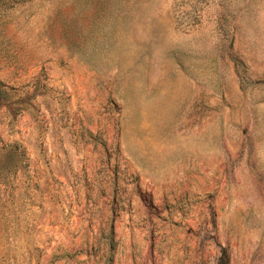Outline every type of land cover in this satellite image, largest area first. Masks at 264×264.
Instances as JSON below:
<instances>
[{
	"label": "rangeland",
	"instance_id": "374dc122",
	"mask_svg": "<svg viewBox=\"0 0 264 264\" xmlns=\"http://www.w3.org/2000/svg\"><path fill=\"white\" fill-rule=\"evenodd\" d=\"M264 264V0H0V264Z\"/></svg>",
	"mask_w": 264,
	"mask_h": 264
},
{
	"label": "trees",
	"instance_id": "16d2710c",
	"mask_svg": "<svg viewBox=\"0 0 264 264\" xmlns=\"http://www.w3.org/2000/svg\"><path fill=\"white\" fill-rule=\"evenodd\" d=\"M220 264H225V263L223 262V260H221Z\"/></svg>",
	"mask_w": 264,
	"mask_h": 264
}]
</instances>
